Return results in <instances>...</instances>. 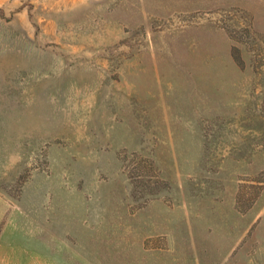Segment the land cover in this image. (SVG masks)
Returning a JSON list of instances; mask_svg holds the SVG:
<instances>
[{
  "label": "rangeland",
  "instance_id": "374dc122",
  "mask_svg": "<svg viewBox=\"0 0 264 264\" xmlns=\"http://www.w3.org/2000/svg\"><path fill=\"white\" fill-rule=\"evenodd\" d=\"M0 264H264V0H0Z\"/></svg>",
  "mask_w": 264,
  "mask_h": 264
}]
</instances>
